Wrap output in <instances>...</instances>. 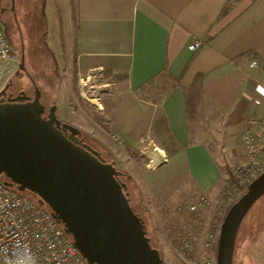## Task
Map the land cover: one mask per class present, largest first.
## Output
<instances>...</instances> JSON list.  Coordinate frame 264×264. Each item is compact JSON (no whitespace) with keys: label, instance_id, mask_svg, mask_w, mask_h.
<instances>
[{"label":"crops","instance_id":"crops-1","mask_svg":"<svg viewBox=\"0 0 264 264\" xmlns=\"http://www.w3.org/2000/svg\"><path fill=\"white\" fill-rule=\"evenodd\" d=\"M62 8L80 73L120 77L133 92L162 74L175 83L154 110L174 150L155 145L154 154L184 158L186 173L163 181L213 194L223 174L246 160L241 138L248 121L264 119V0H63ZM194 40L200 48L188 51ZM194 88L200 98L192 117L187 106ZM151 132L162 143V129L152 125ZM149 183L143 190L150 203L163 193L175 196L155 189L153 178ZM149 211L152 221L162 216L156 207ZM253 257L264 264V229Z\"/></svg>","mask_w":264,"mask_h":264},{"label":"rangeland","instance_id":"rangeland-1","mask_svg":"<svg viewBox=\"0 0 264 264\" xmlns=\"http://www.w3.org/2000/svg\"><path fill=\"white\" fill-rule=\"evenodd\" d=\"M8 3L9 0H0V10ZM14 3L19 30L10 27L11 32L9 30L7 36L17 59L14 64H0V92L12 82L13 93L24 91L26 96L32 98L35 85L46 110L55 105L58 119L80 130L86 143L99 152L104 161L114 164L123 175L121 179L127 186L131 203L145 221L152 247L159 251L163 264H215L216 247L206 251L196 247L182 254L176 251L173 236L175 230L181 229V232L184 227L190 229V220L194 215L203 223L204 232L206 228L207 233H211L215 224L217 229L227 210L232 207L226 205L224 200L229 195L227 188L236 183L232 173L234 167L223 174L213 194H198L189 188L182 190L181 186H187L183 181L185 178L182 184L174 182L176 185H166L165 179L174 178L179 172L183 175L186 173L184 158L171 160L163 151L161 157L154 154H159L155 145H162L168 151L171 148L164 120L154 110L159 109L161 100L175 83L162 74L133 92L120 77L108 73L82 74L75 65V56L64 28L61 15L63 0H14ZM54 14L59 16L55 23ZM21 50L25 72L19 69ZM191 94L187 108L189 115L194 117L200 96L195 88ZM93 100H97L96 105ZM135 107L137 110H134ZM152 125L156 130L162 129V143L152 134ZM141 151H150V157L141 154ZM244 153L246 157L245 149ZM257 161L264 170V146ZM152 178L151 185L155 184V189H168L166 192L175 193V196L165 198L162 192V201L150 203L143 189L147 190ZM177 188L180 193L175 192ZM246 191L247 188L239 193L242 196ZM22 194L36 201L32 194ZM198 195H205L208 205L190 217L187 206L196 201ZM152 207L162 211V216H154V221L149 211ZM263 229L264 197L253 206L241 225L233 264H255L253 249ZM204 232H201V237Z\"/></svg>","mask_w":264,"mask_h":264},{"label":"water","instance_id":"water-1","mask_svg":"<svg viewBox=\"0 0 264 264\" xmlns=\"http://www.w3.org/2000/svg\"><path fill=\"white\" fill-rule=\"evenodd\" d=\"M24 70V57L19 65ZM9 84L0 92L5 94ZM34 85L0 99V177L6 187L36 197L63 226L88 264H163L141 216L131 208L119 171L83 143L81 132L47 109ZM264 197V173L227 210L218 236L215 264H233L241 225Z\"/></svg>","mask_w":264,"mask_h":264},{"label":"built area","instance_id":"built-area-1","mask_svg":"<svg viewBox=\"0 0 264 264\" xmlns=\"http://www.w3.org/2000/svg\"><path fill=\"white\" fill-rule=\"evenodd\" d=\"M200 46V42L194 40L187 49L195 52ZM16 59L17 55L0 25V64H14ZM257 65L258 62H253L251 67ZM248 124L250 130L241 138L247 161L233 168L236 183L227 188L229 195H226L224 200L226 205L230 206L238 201L240 190L248 188L264 173L257 161L264 146V119L252 118ZM207 205V197L198 195L196 201L189 204L186 210L190 217H193ZM221 222L217 229L215 224L211 233H207L206 228L205 232L203 230V223L194 215L190 220V229L184 227V231L175 230L173 239L176 251L185 254L196 247L205 251L216 247ZM201 232H204L203 237L200 236ZM0 264L88 263L46 206L39 205L37 201L28 199L15 188L6 187L0 181Z\"/></svg>","mask_w":264,"mask_h":264},{"label":"flooded vegetation","instance_id":"flooded-vegetation-1","mask_svg":"<svg viewBox=\"0 0 264 264\" xmlns=\"http://www.w3.org/2000/svg\"><path fill=\"white\" fill-rule=\"evenodd\" d=\"M17 19L18 18H17L14 0H9L8 5L4 8H1V10H0V25L5 30L6 34L8 33L9 30L11 32L10 27H15L19 30ZM23 57H24V55H23ZM21 59H22V50L20 51V55H19V60L21 61ZM23 72H25V71L23 70ZM12 88H13V84H12V82H10L9 86L5 90V94L4 95L0 94V99L4 100V102H6L8 98H14L20 92H24V91H19L18 93H13L11 91ZM46 114H47V110H46ZM80 138H83V143L87 144L85 141V138L82 136V134H81Z\"/></svg>","mask_w":264,"mask_h":264},{"label":"trees","instance_id":"trees-1","mask_svg":"<svg viewBox=\"0 0 264 264\" xmlns=\"http://www.w3.org/2000/svg\"><path fill=\"white\" fill-rule=\"evenodd\" d=\"M123 177V175H122V173H120L119 175H118V180H120L121 182H123L122 181V178ZM128 200H129V204H130V206H131V208L134 210V212L136 213V214H138L137 213V211L135 210V207L132 205V203H131V200H130V198H129V195H128ZM139 215V214H138ZM140 216V215H139ZM144 223H145V221H144ZM147 236H148V234H147ZM149 238V237H148ZM150 243H151V239H150ZM151 245H152V243H151Z\"/></svg>","mask_w":264,"mask_h":264}]
</instances>
